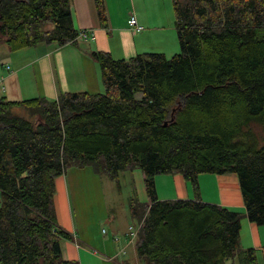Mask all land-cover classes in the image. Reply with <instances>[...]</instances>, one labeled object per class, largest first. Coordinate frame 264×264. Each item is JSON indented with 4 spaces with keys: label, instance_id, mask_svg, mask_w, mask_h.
Segmentation results:
<instances>
[{
    "label": "trees",
    "instance_id": "trees-1",
    "mask_svg": "<svg viewBox=\"0 0 264 264\" xmlns=\"http://www.w3.org/2000/svg\"><path fill=\"white\" fill-rule=\"evenodd\" d=\"M92 1L106 27L103 0ZM170 2V57L92 50L100 93L0 97V264H78L61 258L59 240L70 237L51 200L55 177L86 166L116 188L118 173L140 172L146 202L127 203L139 263L233 264L239 254L256 264L252 250L238 249L242 215L160 201L153 178L179 174L197 196V175L234 174L245 218L264 225V0ZM77 36L69 0H0V45L10 52Z\"/></svg>",
    "mask_w": 264,
    "mask_h": 264
},
{
    "label": "crops",
    "instance_id": "crops-1",
    "mask_svg": "<svg viewBox=\"0 0 264 264\" xmlns=\"http://www.w3.org/2000/svg\"><path fill=\"white\" fill-rule=\"evenodd\" d=\"M121 2L103 0L106 27H100L92 0H69L73 29L87 32L91 39L77 37L60 47L38 44L14 52L0 45V97L9 101L31 97L53 100L65 92L100 93L98 68L89 57L92 50L106 52L113 59H128L147 52L168 58L178 52L173 23L169 27V21L161 20L154 13L133 8L136 0H125L132 6L131 12L126 13ZM130 16L142 27L140 32L134 33L127 26ZM116 182L118 188L114 181L94 174L87 166L69 168L54 178L51 202L55 223L70 237L58 243L63 260L78 264H128L123 259L125 248L121 245L128 228L136 223L130 219L127 203L133 198L144 203L146 197L138 170L118 173ZM153 182L160 201L198 200L242 215L238 249L252 250L256 264H264V225H255L245 218L234 174L197 175V196L179 174L155 175ZM117 203L120 209L115 208ZM136 226L138 230L139 224ZM116 237L119 239L114 241ZM124 241L125 246H130ZM227 263L241 264L240 255Z\"/></svg>",
    "mask_w": 264,
    "mask_h": 264
},
{
    "label": "rangeland",
    "instance_id": "rangeland-1",
    "mask_svg": "<svg viewBox=\"0 0 264 264\" xmlns=\"http://www.w3.org/2000/svg\"><path fill=\"white\" fill-rule=\"evenodd\" d=\"M121 5H122V9L124 12H126V13L131 12L132 6L129 3H126L125 0H122ZM134 7H138L140 9H142L146 14L154 13L161 20L169 21L168 22L169 27L172 26L173 12H172L170 0H136V2H133V8ZM177 51H178V48H177ZM147 53H149V52H147ZM170 55H173V54H170ZM167 56H169V55H167ZM12 112L19 114V115H24L23 110L21 111V110L16 109V108H13ZM253 129L255 130L256 133L260 132V130L257 127H253ZM136 199L138 202H140L138 200V198H136ZM117 205H118V203L115 205V208L120 209L121 206L117 207ZM133 224H135V222ZM135 228H137L136 224L134 225L133 229H135ZM116 238H117V240L119 239L118 237H116ZM123 239H124V237H123ZM119 246H120V243H119ZM121 246L123 248H125V256L123 257V259H125L128 262V264H141L135 259L134 252H133V248H134L133 246H125L124 240L122 241Z\"/></svg>",
    "mask_w": 264,
    "mask_h": 264
},
{
    "label": "built area",
    "instance_id": "built-area-1",
    "mask_svg": "<svg viewBox=\"0 0 264 264\" xmlns=\"http://www.w3.org/2000/svg\"><path fill=\"white\" fill-rule=\"evenodd\" d=\"M126 23H127V26L129 27V29L134 33H138L142 30V27L136 23V21L134 20V18L132 16L129 17V19L127 20ZM77 37L85 40V39H91L92 36L88 35L87 32L81 31V32H78ZM4 69L7 71L8 67L5 66ZM136 232H137V228H135V229H133L131 227L128 228L126 238L124 239V240H127L126 245L133 246L135 236H136ZM116 240L117 239L114 238V241H116Z\"/></svg>",
    "mask_w": 264,
    "mask_h": 264
}]
</instances>
